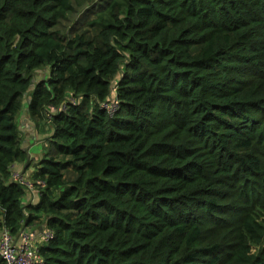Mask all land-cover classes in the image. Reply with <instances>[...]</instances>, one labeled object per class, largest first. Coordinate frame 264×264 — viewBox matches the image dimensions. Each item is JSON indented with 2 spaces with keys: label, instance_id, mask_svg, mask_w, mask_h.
<instances>
[{
  "label": "trees",
  "instance_id": "obj_1",
  "mask_svg": "<svg viewBox=\"0 0 264 264\" xmlns=\"http://www.w3.org/2000/svg\"><path fill=\"white\" fill-rule=\"evenodd\" d=\"M34 225L37 264H264V0H0V228Z\"/></svg>",
  "mask_w": 264,
  "mask_h": 264
},
{
  "label": "built area",
  "instance_id": "obj_2",
  "mask_svg": "<svg viewBox=\"0 0 264 264\" xmlns=\"http://www.w3.org/2000/svg\"><path fill=\"white\" fill-rule=\"evenodd\" d=\"M114 90L115 88H113V93L115 92ZM71 102H75V100L72 98ZM63 105L66 104L64 103ZM102 106L106 108L110 114H113L119 107V104L116 98L112 97L110 100L103 103ZM51 110L55 111L53 107ZM11 171L12 180L21 183L28 191V195H31L36 191L38 192V195H40V190L36 189L34 182L26 178L23 173L14 170V165L11 167ZM37 183L39 187H45L44 182L39 180ZM38 237V232L31 229L25 231L21 230V232L15 236L7 229L0 228V256L6 264H37L42 262L41 255L39 253L40 246H38L37 243ZM53 237L52 230L45 228L42 231L43 242L46 243Z\"/></svg>",
  "mask_w": 264,
  "mask_h": 264
},
{
  "label": "rangeland",
  "instance_id": "obj_3",
  "mask_svg": "<svg viewBox=\"0 0 264 264\" xmlns=\"http://www.w3.org/2000/svg\"><path fill=\"white\" fill-rule=\"evenodd\" d=\"M42 75V71L38 72V75H37V78H40ZM29 117H28V114H27V110H25L23 116L21 117V120H20V127H21V131H22V134L24 136V148L27 150V145L29 143H31V148L29 150L30 152V158L32 160L35 159L36 156L39 155V158H40V155L43 153L44 151V147H46V143H44V138L42 139H38V137H41V134L36 130L34 124L28 120ZM44 135V134H42ZM35 142H34V141ZM36 160H34L33 163H35ZM32 163V164H33Z\"/></svg>",
  "mask_w": 264,
  "mask_h": 264
},
{
  "label": "crops",
  "instance_id": "obj_4",
  "mask_svg": "<svg viewBox=\"0 0 264 264\" xmlns=\"http://www.w3.org/2000/svg\"><path fill=\"white\" fill-rule=\"evenodd\" d=\"M28 119V118H27ZM29 120V119H28ZM40 133V132H39ZM41 134V137H38V139L40 140V139H42V138H45V134L44 135H42V133H40ZM34 141V140H33ZM35 142V141H34ZM24 146V145H23ZM30 148H31V143H29L28 145H27V151H28V153L30 154V152H29V150H30ZM14 170H16V171H19V172H21V173H23L24 175H25V177L26 178H29L30 177V174L32 175V171L34 170V168H31L30 170H28V171H26L25 172V166L24 165H21V164H15L14 165ZM38 198H39V195H38V192L36 191L35 193H32L31 195H29V198H26L25 199V202L27 203L28 202V200H30V202H37L38 201ZM35 230L36 232H38V234H39V237H38V246H40V245H42L43 243H45V242H43V240H42V231L45 229V227H44V225H34V226H31V227H27V226H24L21 230H23V231H25V230ZM21 232V231H20ZM19 232V233H20ZM18 233V234H19ZM16 236V235H15Z\"/></svg>",
  "mask_w": 264,
  "mask_h": 264
}]
</instances>
